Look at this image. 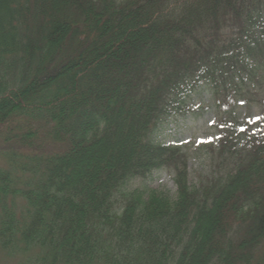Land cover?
<instances>
[{"label": "trees", "instance_id": "obj_1", "mask_svg": "<svg viewBox=\"0 0 264 264\" xmlns=\"http://www.w3.org/2000/svg\"><path fill=\"white\" fill-rule=\"evenodd\" d=\"M203 89L264 105V0H0V254L264 264V114L219 126L196 185L158 140ZM161 170L174 194L128 190Z\"/></svg>", "mask_w": 264, "mask_h": 264}, {"label": "rangeland", "instance_id": "obj_2", "mask_svg": "<svg viewBox=\"0 0 264 264\" xmlns=\"http://www.w3.org/2000/svg\"><path fill=\"white\" fill-rule=\"evenodd\" d=\"M192 110L185 116L170 120L158 135L163 143L181 147L188 157V172L190 185H196L201 176L214 172L217 161L212 158L211 150L217 139L219 126L232 124L236 130L254 126L256 119L263 113L264 105L253 104L251 107L238 106L233 111L229 106L219 109L210 94L203 90L192 94L190 99ZM232 115V121L228 118ZM243 141L240 142V146ZM4 166L0 161V167ZM145 186L149 189L162 190L174 194L176 188L173 174L164 170L155 171L144 181H138L129 186L134 190ZM0 264H18L17 259L0 254Z\"/></svg>", "mask_w": 264, "mask_h": 264}]
</instances>
